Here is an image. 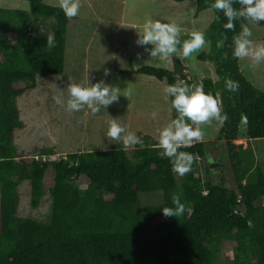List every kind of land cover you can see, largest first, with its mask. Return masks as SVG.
I'll list each match as a JSON object with an SVG mask.
<instances>
[{
	"label": "trees",
	"instance_id": "trees-1",
	"mask_svg": "<svg viewBox=\"0 0 264 264\" xmlns=\"http://www.w3.org/2000/svg\"><path fill=\"white\" fill-rule=\"evenodd\" d=\"M27 1L30 12L0 9V264H264V171L251 149L235 144L242 122L249 140L264 139V92L246 79L239 59L232 56L234 37L242 32L240 18L233 29H226L223 12L209 7L214 0L196 2V16L206 10L215 13L204 32L210 51L198 58L214 65L217 80L207 77L199 85L220 101L227 120L217 141H194L179 149L196 159L189 173L177 177L150 136L142 138L144 146L136 145L131 156L114 147L72 153L53 162L21 158L15 140L25 124L18 101L29 96L40 79L64 75L69 24L59 7L45 0ZM46 24L55 42L51 49L47 36L37 32ZM219 41L223 46L218 47ZM136 73L167 85L176 80L197 83L186 80L178 65L143 67ZM227 79L239 82L237 92L226 89ZM218 144L228 155L235 189L226 186L222 163L208 164L209 146ZM200 160L207 165L204 177L196 174ZM50 167V215L44 221L18 216L20 184L29 182L31 207L39 209ZM153 192L163 194V203L142 206L140 196ZM173 195L185 203V213L167 218L161 209L172 206ZM224 244L233 253L225 263Z\"/></svg>",
	"mask_w": 264,
	"mask_h": 264
},
{
	"label": "rangeland",
	"instance_id": "rangeland-1",
	"mask_svg": "<svg viewBox=\"0 0 264 264\" xmlns=\"http://www.w3.org/2000/svg\"><path fill=\"white\" fill-rule=\"evenodd\" d=\"M197 0L178 3L174 0H80L79 14L69 19L65 56L64 75L51 80L40 79L36 89L18 101L21 120L25 128L17 132L15 145L21 158L56 161L78 152L111 150L114 147L125 149L131 156L135 146L125 147L122 140L108 137L112 119L141 139L150 136L159 142L158 131L173 119L170 111V97L166 100L163 88L166 81L138 74L143 67L171 69L178 65L187 71L188 77L199 86L202 79L210 77L217 80L214 65L200 61L198 56L210 51V41L192 56L184 58L174 55L170 60L151 58L142 47L135 44L137 33L148 19L161 22H175L180 28V37L189 38L193 31L206 32L215 20L213 10H206L196 16ZM45 4L59 7L60 0H45ZM0 9L30 12L27 0H0ZM242 30L250 28V39L255 45L264 44V21L252 24L240 17ZM49 25L51 22H48ZM40 34L52 36L49 26L37 29ZM139 54V58H138ZM250 57L240 58L239 65L246 79L264 92V61L252 67ZM105 70L109 75L105 77ZM104 79L120 91L118 102L93 115L84 106L79 112L69 113L65 105L57 104L56 98L65 101L68 97L67 84L74 82L87 85ZM50 82V83H49ZM222 122L212 120L201 125L204 137L200 142H215ZM194 142V141H193ZM159 144V143H158ZM236 145L251 149L264 171V139L249 140L247 127L242 122L239 140ZM221 145L209 146V156L224 165L223 179L226 186L235 189V183L228 162V155L222 152ZM45 151L44 156L40 152ZM49 156V157H48ZM205 160L197 164V175L204 177ZM219 170L215 171V175ZM179 177L178 174H176ZM44 198L39 209H32L29 182L20 184L18 216L44 221L51 212L50 189L54 184V170L50 167L44 178ZM80 187L85 189L83 179ZM142 206H157L163 203L161 192L144 193L140 196ZM264 203V202H263ZM233 257L228 244H224L221 261Z\"/></svg>",
	"mask_w": 264,
	"mask_h": 264
},
{
	"label": "clouds",
	"instance_id": "clouds-1",
	"mask_svg": "<svg viewBox=\"0 0 264 264\" xmlns=\"http://www.w3.org/2000/svg\"><path fill=\"white\" fill-rule=\"evenodd\" d=\"M236 3L240 5L239 8L233 7ZM209 7L223 12L228 21L224 27L229 30L233 29V22L240 17L247 18L255 25L264 21V0H214ZM80 8V0H60V9L69 19L76 17ZM252 35L250 28L244 27L242 32L234 37L232 56L235 59L250 57L253 61L252 67H257L261 61H264V44L253 47V41L250 39ZM205 43L204 32L193 31L189 34V38L181 40L180 28L175 22L165 23L152 19L145 21L142 32L137 33L135 41V44L142 47L151 58L166 61L178 54L188 58L200 50ZM220 46H223V41L218 42V47ZM47 47L50 49L55 47L52 36L47 37ZM184 71L186 70L183 69V73ZM104 75L107 77L109 72L105 70ZM225 86L229 92H237L240 87L239 82L232 79H227ZM119 91L117 87L107 83L104 79L96 83H90L89 80L87 85L69 82L66 101L57 97L56 103L65 105L69 113L79 112L87 106L95 115L101 108L107 109L113 103L118 102ZM163 92L166 100L171 98L170 111L174 110L176 117L158 131V143L162 149L160 154L169 159L173 172L184 176L192 170L196 156L179 149L190 147L193 141L203 139L204 133L201 125L212 120L223 122L227 120V115L222 114L220 101L210 92L206 93L202 84L190 85L185 80H176L165 86ZM107 135L114 140H122L125 147L144 146V141L135 133L126 131L117 119L111 120ZM214 163V159L208 157V164ZM185 209V203L181 202L180 196L173 195L172 206L163 207L161 212L164 217L176 218L182 216Z\"/></svg>",
	"mask_w": 264,
	"mask_h": 264
},
{
	"label": "built area",
	"instance_id": "built-area-1",
	"mask_svg": "<svg viewBox=\"0 0 264 264\" xmlns=\"http://www.w3.org/2000/svg\"><path fill=\"white\" fill-rule=\"evenodd\" d=\"M184 73L187 75V71H184ZM186 80H190V77H188V75Z\"/></svg>",
	"mask_w": 264,
	"mask_h": 264
}]
</instances>
